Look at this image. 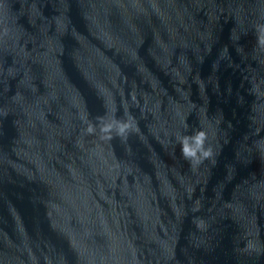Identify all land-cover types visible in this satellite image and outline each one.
Here are the masks:
<instances>
[{
  "label": "water",
  "instance_id": "95a60500",
  "mask_svg": "<svg viewBox=\"0 0 264 264\" xmlns=\"http://www.w3.org/2000/svg\"><path fill=\"white\" fill-rule=\"evenodd\" d=\"M0 264H264V0H0Z\"/></svg>",
  "mask_w": 264,
  "mask_h": 264
}]
</instances>
